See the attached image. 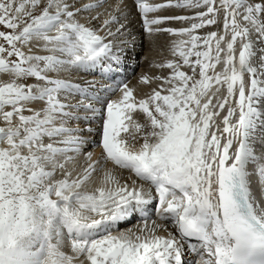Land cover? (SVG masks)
<instances>
[{
	"label": "snow or ice",
	"instance_id": "obj_1",
	"mask_svg": "<svg viewBox=\"0 0 264 264\" xmlns=\"http://www.w3.org/2000/svg\"><path fill=\"white\" fill-rule=\"evenodd\" d=\"M133 2L149 35L180 37L179 61L158 65L171 74L139 99L127 83L98 89L74 78L119 70V4L0 0V264H188L185 244L199 257L190 264H264V188L258 199L249 171L256 164L264 181V0ZM162 9L203 10L150 16ZM171 20L189 26L161 27ZM220 24L222 34H197ZM97 119L93 160L85 134ZM168 226L176 234H158Z\"/></svg>",
	"mask_w": 264,
	"mask_h": 264
},
{
	"label": "bare ground",
	"instance_id": "obj_2",
	"mask_svg": "<svg viewBox=\"0 0 264 264\" xmlns=\"http://www.w3.org/2000/svg\"><path fill=\"white\" fill-rule=\"evenodd\" d=\"M106 1H104V2L105 3L108 2V5H109V3H111L112 5H115V6H117V4H119L121 11H123V13H125V16L127 17L126 20L122 19L121 22L122 23H126V21L128 22V24L126 25L128 33H126L124 35L123 39L121 38L122 39L121 41L120 40L117 41V43H121V42H124V40L125 41L127 40L123 44H126V45H130L131 44L129 46L130 51L125 52V50L124 51L121 50L117 54L120 56V58H123V59L126 56H128V55H132V57L134 55H137L136 56V61L138 62V66L136 67V70L134 71V74L132 76L128 77V78H124V77L121 76V78L123 80H125L124 83H127L129 85V87L133 89L132 85L134 83L138 84V82L139 83L142 82L141 81V77L147 76V77H149L151 79L150 76L154 75L153 72H158L157 73V76H158L160 74L159 71H164V68H161V67H158V66L154 67L152 69L150 68L151 65H152V60L153 59L161 58V56L164 55V54H159L160 50H157L156 42L159 40L160 43H165V46L169 48V42H164L163 39H166V41H167V40H170V38H172V39H174V41L175 40L178 41L180 39V37L173 36V35H171L169 33H156V34H153V35H149L147 32H145V30L142 27V23L141 24L139 23L140 20H141V17L139 15L136 7H134L131 4V0H123V5H121L122 3H120V0H108L107 2ZM150 1H152V0H148V2H150ZM165 2H166V0H153V2H150V3H165ZM124 9L128 11V14H127L126 11H124ZM175 10H176V12L174 14H176V15H194L197 11H201L203 9H175ZM164 12H167V9H162L160 12H158L156 14H161V13H164ZM116 14H118V13H116ZM150 16H151V14H150ZM221 18H222V14H221ZM184 23H186V22L176 21V23L170 25V28H181V27H188L189 26V25H187V23H186V25ZM168 26H169V24L168 25H162L161 27H168ZM217 26H219V25H217ZM203 29H204L203 31H205V30H207V32L208 31L209 32L210 31H218V32H220L222 34V24H220V27L218 29L216 28V26H209V27H206V28H203ZM134 36H136V37H134ZM132 42H134V43H132ZM159 42H157V43H159ZM239 47H240V42L238 41V43L236 45V55H237ZM169 49H166V50H169ZM144 54H146L145 55L146 56L145 59H143V57H142V55H144ZM147 56H148V58H147ZM222 60H223V54H222ZM155 64L156 65L157 64H159V65L162 64L161 60L155 62ZM222 68H223V63H221L220 65H217L215 71L219 72V71L222 70ZM140 71H143V73H140ZM122 72H125V71H122ZM147 72H149V73H147ZM138 73H139V75L137 76ZM209 74L210 75L212 74L211 70H210ZM83 78L88 79V78H91V76H89V75H87V73H85ZM95 79H96V77H95ZM86 81H90V79L86 80ZM155 81H158V79H155ZM108 83L112 87L118 86V84L114 83V82H113V85L111 84L110 81ZM162 83H163V81H160V82H158L155 85L157 87H159ZM96 87L99 89V88L103 87V85H101V83H99ZM212 91H215V87L213 88ZM104 93L105 92L102 91L100 93V95L105 100H107L109 97L115 98L116 95L118 94V93H115V94L111 95L109 93L108 94H104ZM134 94H135V92H134ZM119 95L116 98H119ZM217 95L218 96L226 95V87L225 88H221L220 92L217 93ZM137 99H139V98H137ZM222 113L223 112H221L220 116L216 118V123L221 119ZM141 116H140L139 113L134 114V118L137 119L138 121L141 120V118H140ZM98 121H99V119L95 120L92 123V125H91V127L94 128L92 130V132L93 131H97V133H91V134H87L86 133L85 134L87 139L93 141V143L85 145V152H91L92 155H93L92 156L93 160L99 159L100 155H101V151H102V149L98 146V142L100 140V130L96 129V128H100V124L98 125V123H97ZM81 127H83V125H81ZM214 127L215 126H213V130H214ZM122 135H124V134H122ZM138 146L139 145H137V147ZM256 152H257V155H261L262 154L259 150H256ZM80 159L84 160L85 158L83 156H81ZM110 165H108L109 168H111ZM116 171H117V175H119V176L121 175L120 171H123V172L127 173V179L129 177H131V180H135L136 179L135 176L131 175L127 170L117 169ZM95 177L98 179L99 176L95 174ZM137 183L139 184V183H143V182L137 181ZM93 184L94 183H91L90 185H93ZM94 185L95 186L98 185V184H96V181H95Z\"/></svg>",
	"mask_w": 264,
	"mask_h": 264
},
{
	"label": "rangeland",
	"instance_id": "obj_3",
	"mask_svg": "<svg viewBox=\"0 0 264 264\" xmlns=\"http://www.w3.org/2000/svg\"><path fill=\"white\" fill-rule=\"evenodd\" d=\"M104 1H106V0H104ZM108 1V0H107ZM106 1V2H107ZM105 3V2H104ZM105 5V7L104 8H101L100 9V11L101 12H104L105 11V9H107V10H109V11H115V9H116V6L115 5H112L111 3H109V5H108V2L107 3H105L104 4ZM121 5H123V3L121 4ZM123 9V8H122ZM124 11H126L127 12V14H128V11L127 10H125L124 9ZM125 14V13H124ZM176 15V14H175ZM124 20H126V19H124ZM185 24V23H184ZM186 25V24H185ZM220 27V25L219 26H217L216 25V28L218 29ZM209 32V31H208ZM207 30H205V31H202V32H200L201 34V36H203V35H206L207 33ZM126 33H128V31L127 32H125L124 34H123V36L121 37L122 39H123V37H124V35L126 34ZM134 37H136V36H134ZM120 38V41L122 40ZM164 40V42H169V48L168 47H166L165 46V43H160L159 42V40L157 41V42H159V43H157L156 42V46H157V50H160L159 51V54H164L163 56H161V58H156V59H153L152 60V65H151V69L152 68H154V67H157L159 64H155V62H157V61H159V60H161V63L162 64H166L169 60H176V61H179V57H177V56H174L173 55V52H172V48H173V46H174V43L177 41V40H175L174 41V39H172V38H170V40H167L166 41V39H163ZM127 41V40H126ZM125 40H124V42H126ZM147 46V45H146ZM166 47V48H165ZM166 49H169V50H166ZM146 54H144V55H142V57H143V59H145L146 58V56H145ZM147 58H148V56H147ZM164 68V71H159L160 72V74L157 76V73L158 72H153L154 73V75H152V76H150L151 77V79H150V81H151V83H149V84H145V83H143V82H141V83H139L138 82V84H133L132 86H133V89H134V92H135V95H136V97L137 98H143L146 94H150L151 93V91H152V89H156V90H159V87H157L155 84H157L158 82H160V81H162L161 79H158V81H155V79H157L158 77H168L170 74H171V69H168L167 67H163ZM182 71H186V72H188L189 74H191V70L188 68V67H182V69H181ZM140 73H143V71H140ZM147 73H149V72H147ZM139 75V73L137 74V76ZM82 78H83V73H82V71L78 74V75H76V77H75V79L76 80H82ZM146 87V88H145ZM165 87H167V85H165ZM162 94H167V93H162ZM119 95V93L116 95V97ZM115 97V98H116ZM141 116V115H140ZM141 118V120L139 121L140 123H144L145 122V120H144V117L143 116H141L140 117ZM139 135V134H138ZM93 156V155H92ZM101 156V155H100ZM84 163V160H81L80 159V164H83ZM111 163H109V165H110ZM110 167L111 168H113L114 166L111 164L110 165ZM120 177H121V179H122V181L124 180V179H127V173L126 172H123V171H120ZM96 175H98V174H96ZM99 177H98V179L95 177V174H94V176H93V180H92V183H94L95 184V181H96V184H99V180H100V175H98ZM90 185V188L91 187H95V185Z\"/></svg>",
	"mask_w": 264,
	"mask_h": 264
}]
</instances>
